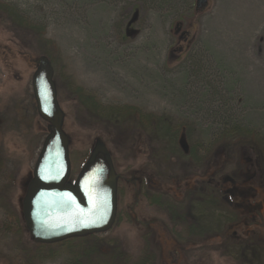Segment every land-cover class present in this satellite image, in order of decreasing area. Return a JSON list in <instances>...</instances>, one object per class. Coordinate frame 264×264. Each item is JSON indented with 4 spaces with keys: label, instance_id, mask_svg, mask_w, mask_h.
<instances>
[{
    "label": "rangeland",
    "instance_id": "1",
    "mask_svg": "<svg viewBox=\"0 0 264 264\" xmlns=\"http://www.w3.org/2000/svg\"><path fill=\"white\" fill-rule=\"evenodd\" d=\"M195 1L0 0V264L69 261L64 252L49 256L56 243L39 247L22 218L49 133L32 88L41 56L52 65L68 138L67 181L99 143L117 177L114 222L93 233L95 262L115 264L118 247L132 257L143 251L152 264H264V0H208L202 11ZM13 12L38 24L40 37L19 27ZM77 87L103 115L75 95ZM222 176L234 184H221ZM194 186L215 197L207 220L194 206L202 202ZM146 188L184 201L186 211L191 205L192 216L170 219L142 197L151 194ZM235 188L252 194L257 212L236 207Z\"/></svg>",
    "mask_w": 264,
    "mask_h": 264
},
{
    "label": "water",
    "instance_id": "2",
    "mask_svg": "<svg viewBox=\"0 0 264 264\" xmlns=\"http://www.w3.org/2000/svg\"><path fill=\"white\" fill-rule=\"evenodd\" d=\"M208 0H196L202 11ZM182 27L174 24V32ZM32 88L39 115L48 123V135L35 161L21 210L24 226L37 243H55L73 236L101 233L116 215V174L106 147L99 143L69 183L68 138L62 130V112L46 57H38Z\"/></svg>",
    "mask_w": 264,
    "mask_h": 264
},
{
    "label": "trees",
    "instance_id": "3",
    "mask_svg": "<svg viewBox=\"0 0 264 264\" xmlns=\"http://www.w3.org/2000/svg\"><path fill=\"white\" fill-rule=\"evenodd\" d=\"M9 14H10V11H9ZM11 17L15 18L14 19L15 23H17L19 27H21L22 29L31 31L34 34H38L39 35L38 37H40V34H42L43 30L41 29V27L38 24L32 23L31 21H29V19L25 17L22 13H18V16L15 15L14 13V16H11ZM71 86L73 87V85ZM76 90L77 92L75 95L76 96L79 95L83 103H85L87 106H91L92 107L91 109L103 115L105 108L97 107L96 101L94 100V97L90 93L83 91L81 87H77ZM148 116H152V115L148 114ZM235 129L238 130L239 135L248 136V135L253 134L251 130L239 129V127H236V126H235ZM261 140H263V138H261ZM190 151L193 152V149L190 148ZM196 192H198V195H199L198 197L202 198L199 200L203 201L201 203H198V206H199L198 212H201V210H203L206 214L208 212L207 205L211 203V199L215 200V197L213 193L211 194L208 193L206 196H204L205 194L203 193V191L197 190ZM160 196L161 195L159 193L150 195L149 196L151 198L150 203L164 209L165 212L170 216V219L177 220L178 218L181 220L183 218L182 211L184 210L183 206L185 202L184 201L181 203L173 202L172 200L169 199L168 196H165V195H164L165 199L162 200L160 199ZM204 197H207V199H205ZM204 201L206 203H204ZM221 203L225 205V203L222 200H221ZM227 207L229 206L227 205ZM205 214L203 213L204 215L203 220L204 219L207 220V216ZM170 222H173L172 228H176L177 221L176 222L170 221ZM186 230L192 231L194 230V228L193 226L190 225L185 229V231ZM172 231L177 236L181 234V232L179 231L177 232L176 229H172ZM180 237L181 236H179V238ZM91 240H92V244L90 243ZM183 240L185 239L183 238ZM55 243L58 245L59 248L55 250L53 254H49V256L64 252V254L67 255L68 257V260H69L68 264H98V262H95V260L92 259L91 257L92 255L97 254V248H98V245L100 244V240L95 238V234L93 233L85 234L81 236L69 237V238H66L64 240H61ZM50 244L51 243H38L39 247H46V246H49ZM112 251L114 252L115 257L112 258V253H111V258L115 261V264H152V261H151L152 256L150 257L149 254H146L143 251L142 253L140 252L137 256H134V257L124 253L122 249L119 250L118 247H113ZM40 253L42 254V250L40 251Z\"/></svg>",
    "mask_w": 264,
    "mask_h": 264
},
{
    "label": "flooded vegetation",
    "instance_id": "4",
    "mask_svg": "<svg viewBox=\"0 0 264 264\" xmlns=\"http://www.w3.org/2000/svg\"><path fill=\"white\" fill-rule=\"evenodd\" d=\"M179 31V35H178V39L179 40H181V41H185L186 39H187V32L185 31V30H183L182 31V27L178 30ZM177 31V32H178ZM186 147V146H185ZM116 179H117V177H116ZM231 179L228 177V176H222V177H220L219 178V181L221 182V184H223V183H226V182H229V183H231V184H234L233 183V181H230ZM246 181H248L247 180V178H246ZM148 182H149V180H146V185L148 186ZM219 182V183H220ZM116 186H117V182H116ZM149 187V186H148ZM196 186H194L193 187V191H194V194H195V196H196V188H195ZM219 187H221L222 188V186L219 184ZM146 189H148V188H146ZM149 190V189H148ZM150 191V190H149ZM147 192V191H146ZM151 192V191H150ZM156 193H158V192H156ZM153 194H155V192H151V194H147V193H145L142 197H144V199H146L148 202H149V204H151L150 203V201H151V198L149 197L150 195H153ZM231 194H236L238 197H239V203L238 204H236V207H241V206H244V208H243V213L244 214H247V213H255V212H257V209H256V206L255 205H251V203H249V201L248 200H250L251 199V197H252V194L251 193H247V192H245V191H238V192H236V188H235V190L233 189L232 190V193H230V195ZM160 199H165V197H162V195L160 196ZM206 201V200H205ZM204 201V203H206ZM116 202H117V200H116ZM203 202V201H202ZM151 205H153V204H151ZM190 205V204H189ZM155 206V205H154ZM191 206V205H190ZM190 206H188V209H187V211L185 210V211H183L184 212V214L182 213V216H183V218H185V215L186 216H192L191 215V210H190ZM194 206L199 210V206H198V204H194ZM204 206V205H203ZM116 208H117V203H116ZM234 211H236V210H234ZM203 212L204 211H201V212H198L200 215L199 216H203ZM204 214H205V212H204ZM243 225L245 226L246 224L245 223H243ZM192 226V225H191ZM228 226V225H227ZM194 227V226H193ZM233 236V235H232Z\"/></svg>",
    "mask_w": 264,
    "mask_h": 264
}]
</instances>
